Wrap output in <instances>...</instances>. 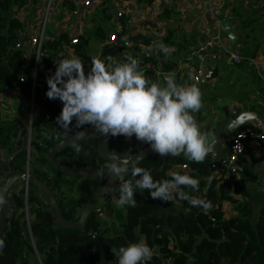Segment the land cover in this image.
Returning <instances> with one entry per match:
<instances>
[{"label": "trees", "instance_id": "obj_1", "mask_svg": "<svg viewBox=\"0 0 264 264\" xmlns=\"http://www.w3.org/2000/svg\"><path fill=\"white\" fill-rule=\"evenodd\" d=\"M152 1L146 0L147 3ZM23 4L20 0H0V61L9 66H0V96H4L7 91L12 93L20 90L23 100L30 103L37 55L23 47L24 22L12 15L14 8L19 9ZM173 13L172 8H166L163 16L168 18ZM109 18L108 16L107 19ZM95 33L102 36L103 40L109 39L102 29L96 30ZM125 35L124 31L118 36V41L121 43L127 40L133 41L134 48L126 51L123 47L114 48L108 45L104 49L102 61L112 67L107 59L109 56L116 63H122L125 62L126 56L131 55L137 59L138 71H141L145 77L152 75L153 71L158 69L160 62L155 57L142 54L140 49V44L148 45L150 40L143 35L132 39L126 38ZM89 40L83 38L77 45L72 46V40L66 34L60 38L45 39L37 68L35 89L36 103L40 107L38 126L58 117L63 108L59 99L52 101L46 96L47 78L54 75L56 64L63 59L62 54L67 48H73L75 57L81 59L87 74L92 59L88 47ZM191 40L192 38L189 40L186 35H181L173 26L169 27L162 44L174 47L177 50L175 54L190 53ZM45 52L48 56L44 55ZM145 66H150L152 70L145 69ZM176 83L183 86L185 81L176 79ZM93 145L90 143L83 147L81 158L84 166L101 167L105 162L89 153V148ZM178 165L187 166V169L174 173H187L200 181L198 192H193L191 188L185 186H182V190L189 195L211 201L213 208L209 212L205 213L201 208L193 207L188 201L180 200L178 197L164 202L153 200L149 190H144L143 193L138 191L135 194V207L127 205L125 213H120L119 217L122 221L118 220L120 223L118 232L112 234L107 229L103 230L114 214H110L107 219L95 216L88 223V232L96 233L98 241L104 246L106 263H103L101 252L85 251L80 256L78 244L82 243V240L79 232L55 225L52 214L45 212L38 199L34 198L33 202L37 201V206L34 207L36 219L31 223V228L29 227L34 237V244L28 229L25 230L28 237L22 236L24 228L20 220L12 222L11 230L7 235V239L13 245L16 264H39L34 258L37 255L42 264H118L112 249L118 250L120 247L139 243L141 239L155 253L147 264H164L167 258H172L173 264H264V208L257 217L258 233L256 234L251 228L253 206L246 189L239 181L235 180L233 186L230 183H219L210 173L208 161L196 163L184 157L174 158L167 166H164L161 159H149L139 167L148 169L154 181H164L168 172ZM209 176L213 177L211 187H208L206 179ZM260 183L264 187V177H261ZM236 196H242L243 200L237 199ZM224 202H230L235 206L237 217L230 219L225 217L222 211ZM20 205L24 207L23 203ZM173 206L179 209L182 221L173 216L170 218L168 228L159 227L164 219L154 213L161 208ZM171 241L174 242V251L177 252L171 251L169 247ZM32 259L34 263L31 262Z\"/></svg>", "mask_w": 264, "mask_h": 264}, {"label": "clouds", "instance_id": "obj_2", "mask_svg": "<svg viewBox=\"0 0 264 264\" xmlns=\"http://www.w3.org/2000/svg\"><path fill=\"white\" fill-rule=\"evenodd\" d=\"M159 47L164 53L170 51L164 44ZM107 59L113 65L111 68L101 59L92 57L86 74L79 57L65 58L56 64L54 75L47 78L46 96L52 101L59 99L63 104L56 125L66 135H72V147L80 150L79 142L88 135L87 125L104 137L124 136L130 140L135 136L162 158L183 154L190 161L204 162L212 145L193 115L202 108L200 89L194 85H178L174 74L165 75L166 86L150 84L138 71L137 59L131 55L122 63H116L111 56ZM142 156L117 153L107 166L108 173L121 180L131 168V179L119 186L116 198L119 207H135V194L149 190L153 200L168 202L178 197L205 213L213 208L211 201L182 190L185 186L198 192L199 180L187 173H173L170 180L154 181L148 169L136 166L135 161ZM206 179L211 187L213 177ZM6 204L7 200L0 193V207ZM3 246L0 240V247ZM112 252L118 264H147L155 254L143 239Z\"/></svg>", "mask_w": 264, "mask_h": 264}, {"label": "crops", "instance_id": "obj_3", "mask_svg": "<svg viewBox=\"0 0 264 264\" xmlns=\"http://www.w3.org/2000/svg\"><path fill=\"white\" fill-rule=\"evenodd\" d=\"M20 1L24 4L19 9L14 8L12 15L24 22L23 47L37 53L31 46L30 39L40 32L45 15L44 11L46 12V9L44 8L43 11L42 8L46 6L49 0L46 4V0ZM72 1L74 2L72 7L76 8V3L82 0ZM152 5L158 6L160 11L150 14L149 8ZM55 7L53 12L54 24L51 25L52 19L50 16L47 25V39L60 38L64 34L68 35L71 40L78 38L80 42L83 38L90 39L88 47L92 57L102 60L106 46L120 48L111 44V33L119 36L125 31V37L130 39L143 35L150 40V44H140L141 53L143 52L159 60L158 69L165 72L180 69L186 74V78L179 80L181 82L185 81V83L188 75L192 74L193 70L192 65L189 63L192 51L200 49L202 45L219 35L224 46L227 49L237 50L244 58V62L239 66H232L225 61L222 55L213 64L211 70L218 68L219 77L198 87L202 93V108L195 114L207 117L215 113V116H218L217 112L222 111L224 107H229L231 110L242 109L243 112L254 110L264 113V0H153L151 3H147L146 0H98V3L91 10L84 11L81 7L82 11L78 16L72 14L73 10L64 11L57 1ZM67 7L69 9L70 5H67ZM166 8H172L174 12L168 18L163 16ZM120 11L124 13V16L118 18L117 15ZM108 16L110 17L109 20L107 19ZM173 17H177V20ZM224 23L229 24V30ZM173 26L179 30L181 35H186L189 40L192 38L189 45L190 53L178 52L175 54L177 50L174 47H168L170 49L168 53L159 52V45L163 43L169 27ZM98 29H102L104 35L109 37L108 40L106 39L107 41L103 40L102 36L96 35L95 31ZM229 34H233V38H230ZM93 37H96V39ZM97 39L100 40L98 41L100 45L97 52H94L93 48ZM69 51V58H74L73 48H70ZM44 55L48 56V53L45 52ZM62 55L64 56V54ZM221 64L225 67L224 70ZM108 66L111 68L110 65ZM227 68L230 69V74L226 72ZM145 78L150 84L156 81L154 74ZM185 83L183 86H185ZM158 84L166 86L162 81H158ZM16 91L17 96L21 94L20 90ZM4 96H8V93ZM17 96L11 97V99L14 97L16 105L12 104L9 107L14 108L16 106V112H22L23 103L21 104L22 100L18 99ZM24 110L28 112L30 108L24 107ZM30 114L32 115V112ZM12 118V116L8 118L7 124L9 127L15 126ZM247 127H257L261 132H264V126L255 122L246 125L242 129ZM2 136L0 131V143L2 142ZM27 137L28 135L25 138L26 140ZM110 138L113 141L121 142L127 140L124 136ZM28 140L30 142L29 137ZM14 144L15 140L10 141V151L5 152L7 156L13 152ZM1 145L0 149L2 150ZM260 146L264 147L260 143H255L252 147L253 151L257 153L256 158L259 160L264 158V150ZM247 154L246 152L242 157L244 161L249 160ZM181 157L186 158L183 154L179 158ZM174 158L177 159L178 157H171L169 163ZM154 159H161L164 163L161 157ZM164 166L167 165L164 163ZM181 167V165L174 166L168 172L166 180H170V176L174 172L183 170ZM219 173L217 171L212 175L216 178ZM261 177H264V172L260 175L259 182ZM235 180L239 181L237 175L234 177ZM236 198L243 200L242 196H236ZM222 211L227 219L238 215L235 206L230 202L223 203ZM117 218L118 216L115 215L112 220H118ZM169 247L171 251H174L173 241H171ZM170 260V263L173 264V259L170 258Z\"/></svg>", "mask_w": 264, "mask_h": 264}, {"label": "flooded vegetation", "instance_id": "obj_4", "mask_svg": "<svg viewBox=\"0 0 264 264\" xmlns=\"http://www.w3.org/2000/svg\"><path fill=\"white\" fill-rule=\"evenodd\" d=\"M6 93L10 94L8 91ZM34 94L35 103L32 115L30 114L32 112L30 107L31 101L29 103L30 110H28V112L24 110V106L26 105L23 103L24 106L22 112H16L15 110L12 115V119L15 122L14 127L13 125L9 127L7 124L8 118L11 116L10 114L13 112L10 111L12 107H7V105L0 100V104L4 106L0 109V131L3 135L1 142L2 150L0 155V159L2 161L0 163V190L11 175L18 174V179H21L14 184L7 196L5 213L8 227L3 234V237L6 238L8 232L11 230L12 222L20 220L21 225L24 228V223H27L28 221L27 215L30 219L28 223L31 228V223L36 219L34 207L37 206V201L33 202L34 198L36 200L38 199V202L41 206H43L45 212L52 214V221L54 223V214L52 209L49 207L47 198L40 191L38 193L34 192L36 186L33 183V176H36L41 182L51 189L53 195L61 206L66 220L69 223H75L80 220L81 213L83 212L87 202L95 193H97L101 185L105 183V181H103L104 179L99 177L93 178L91 183L82 177L75 179L74 177H69L61 172L63 167H85L81 158L82 151L83 147L90 143L94 145L92 148H89V153L91 155H95L99 160H102L99 158L96 150L91 151V149H95L97 147V140H90L86 143H81L79 151L73 147L65 150L61 149L62 147H59V149L53 153L55 162H57L59 169L52 167L50 164L49 151L60 145L64 141L66 134L56 125V117L50 122L46 121L44 124L42 123L39 126L37 125L40 115V107L36 103V91ZM27 118L28 120H26ZM27 121L29 122L27 123ZM73 123L75 124V120ZM86 127L90 126L86 125L85 128ZM27 135L30 142L28 137L27 140L25 139ZM12 140H15L13 152L7 156L5 152L8 153L10 151L9 144ZM107 140L112 147L114 142L113 139L107 137ZM104 162L105 164L98 168L107 169V166L112 163L109 161ZM143 163H139L137 167ZM22 173L24 174L23 177ZM130 178L131 168L129 169V173L123 176L122 180L115 177L114 183L113 185L111 184V189L109 190L111 195H103L96 199L93 213L89 217L86 224L85 231L87 234L97 235L93 231L88 232L87 230L88 223L93 217L96 216L102 219H107L110 214L118 216V213H120L123 209L126 211L127 205L119 207L116 204V198H118L120 184ZM61 192L65 194L60 195ZM20 203H23L24 207H22ZM77 208L80 209V216L78 219L76 218L78 214ZM113 228H116L115 232L113 231ZM106 229L112 234L116 233L120 229V223L118 220H111L108 222L107 226L103 227V230ZM76 231L79 232L81 237L82 232L80 230ZM22 236L25 237L26 232L23 231ZM97 243H99L98 238L92 243V246H95Z\"/></svg>", "mask_w": 264, "mask_h": 264}, {"label": "water", "instance_id": "obj_5", "mask_svg": "<svg viewBox=\"0 0 264 264\" xmlns=\"http://www.w3.org/2000/svg\"><path fill=\"white\" fill-rule=\"evenodd\" d=\"M224 25L229 30V24L224 23ZM229 36L230 38H233V34H229ZM0 66L9 67L7 63L1 61ZM191 76L192 74L188 75L185 86H191ZM218 77L219 69L215 68L214 70H210L208 72L206 79L208 81H212L214 79H217ZM3 107L4 106L0 104V109H2ZM217 113L218 116H215V113H213L207 117L197 116L195 113H193L194 118L196 119L201 131L207 134L208 141L212 145V151L205 159V161L209 162L211 174H214L217 171H224L223 164L227 158L230 141L238 131L252 122L264 126V113L262 112L254 110L243 112L242 109L231 110L229 107H224L222 111H218ZM86 128H88V135L79 143L81 144L86 143L90 140H97V147L95 149H91V151L96 150L99 158L104 161L112 162V156L117 153H128L133 155L143 154L141 159L135 161L137 166L139 163H143L147 159L160 157L159 154H156L151 150L148 144L138 141L135 136H133L130 140L127 139L126 141L122 142L114 141L113 146L111 147L107 140V137L99 135L94 130H92L91 127ZM72 140V135L67 134L64 138V141L60 145L52 148V150L49 151L50 164L52 165V167L59 169L57 162H55L53 153L58 150L59 147H62L61 149L64 150L67 148H72ZM254 145L255 143H251L250 147H248L247 149V156L249 160L244 161L243 158H241L237 163V169L234 171V174L239 177V182L246 189L249 199L252 203L253 211L251 217V228L257 234V217L264 208V189L259 182L260 175L264 172V158L261 160L256 158L257 153L252 149ZM171 157L172 156L169 155L167 157L161 158L164 160L165 165H168ZM175 157L179 158L180 155ZM61 172L64 175L74 177L75 179L82 177L91 183L93 181V178L96 177L102 178L104 179L103 181H105V183H103L98 189L97 193H95L87 202L83 212L81 213L80 220L76 221L75 223H69L66 220L61 206L53 195L51 189L43 182H41L36 176H33V183L36 186L34 192L38 193L40 191L47 198L49 207L52 209L54 214L55 225L64 229L80 230L82 232V243L78 245L80 249V256L85 251H89L91 253L101 252L103 255V263H106V253L104 251L103 244L99 242L95 246H92V243L97 239V235L87 234L85 228L89 217L93 213L96 199L103 195H111L109 190L111 189V184L113 185L114 183L115 177L110 175L107 169L91 166L80 168L63 167L61 169ZM101 172H103V175L100 174ZM23 176L24 174L22 173V177ZM18 178V174L11 175L0 190V193L4 195L6 200L8 193L13 188L14 184L17 181L21 180ZM5 206L0 207V240L4 242V246L0 247V264H16V259L13 256V245L6 237H3V234L8 227ZM79 212L80 209L77 208V219L80 216ZM154 215H160L163 217L164 222L159 226L161 228H168L170 218L173 216L182 221L181 213L176 206L170 208H161L160 210L156 211Z\"/></svg>", "mask_w": 264, "mask_h": 264}, {"label": "built area", "instance_id": "obj_6", "mask_svg": "<svg viewBox=\"0 0 264 264\" xmlns=\"http://www.w3.org/2000/svg\"><path fill=\"white\" fill-rule=\"evenodd\" d=\"M46 8V12L43 18L42 27L40 32H38L35 36L30 39L31 46L36 50V62H35V75L33 79V95L31 98V111L33 113L34 103H35V89L37 87V68L40 62V57L42 55L43 45L46 39V27L49 24L50 16L54 12L56 8V0H49ZM98 0H82L76 3V8L72 11V14L78 16L80 14L81 7L84 11L91 10L96 4ZM158 6L152 5L149 9V13H157L160 11ZM118 18L124 16V13L120 11L118 13ZM110 42L117 47H123L126 51H131L135 43L133 41L127 40L124 43L118 41V36L113 35L110 38ZM79 43V39H72L71 45H77ZM143 53V52H142ZM145 54V53H143ZM224 56L225 61L232 66H239L243 64L244 58L238 53L235 49H227L221 37L218 35L216 38L211 39V41L202 45V47L196 51L192 52V55L189 59V63L192 65V76H191V85L193 86H203L207 84L209 81L206 79L208 72L211 70L213 64ZM144 68V66L142 67ZM145 69L152 70L150 66H145ZM154 76L156 77L155 83L158 84V81H162L165 83V75L166 74H174L175 80L180 79L184 80L186 78V74L182 72L180 69L174 70L172 72H165L161 69H156L153 71ZM251 143H260L264 145V132H261L257 127H247L245 129H241L238 131L233 139L230 141V145L228 147L227 158L224 161V171L220 172L216 177V180L219 183H230L232 186L234 184V171L237 168V163L247 152L248 147H250ZM263 150L264 147L260 146ZM183 170L187 169V166L181 167ZM28 222L30 221L29 216L27 215ZM30 236L32 242L34 244V237L32 231L30 230ZM172 259V258H171ZM170 258L166 259L164 264H171Z\"/></svg>", "mask_w": 264, "mask_h": 264}, {"label": "rangeland", "instance_id": "obj_7", "mask_svg": "<svg viewBox=\"0 0 264 264\" xmlns=\"http://www.w3.org/2000/svg\"><path fill=\"white\" fill-rule=\"evenodd\" d=\"M59 4H60V6L62 7V9H64V11H66V10H74L75 9V7H72V5H74V2L72 1V0H56ZM46 2H47V0L45 1V4H46ZM47 4H49V3H47ZM47 4H46V6H44L43 8H42V10L44 11V8L46 9V7H47ZM67 5H70V8L68 9V7H67ZM44 13H45V11H44ZM53 13H52V15H51V19H52V23H51V25H53L54 24V17H53ZM42 18V17H41ZM174 19H176L177 20V17H173ZM92 19V18H91ZM39 23V22H38ZM172 25H173V23H172ZM48 27V26H47ZM47 27H46V32H47ZM89 33V32H88ZM114 34L113 33H111V35H110V38L113 36ZM94 39H96V37H93ZM98 41H100V40H98L97 39V42L95 43V45H94V48H93V50H94V52H97V50H98V47H99V45H100V43L98 42ZM70 48H67V49H65V51H64V56L62 55V57H63V59H65V58H69L70 57ZM162 52V51H161ZM222 65V64H221ZM223 66V65H222ZM224 66L222 67V69L224 70ZM226 72L228 73V74H230L231 72H230V69H226ZM228 91H229V89H227ZM9 96V97H8ZM8 96H0V100L1 101H3L6 105H7V107H9L10 105H12V104H15L14 103V97L15 96H17V94H16V92H12V93H10V94H8ZM12 96H14L12 99H11V97ZM18 97V99H21L22 100V102H21V104L22 103H25V105L26 106H24V107H27V108H29V103H27V102H25L24 100H23V98H22V96L21 95H18L17 96ZM16 102V101H15ZM27 103V104H26ZM20 104V105H21ZM16 105V104H15ZM15 109H17V107L16 106H14V108H11L10 109V111L12 112L10 115L12 116L13 114H14V111H15ZM13 117V116H12ZM26 120H28V118L26 119ZM0 155H1V149H0ZM65 193H63V192H61V194L60 195H64ZM24 211V210H23ZM120 213H125V209H123ZM120 213H118V217L120 216ZM118 220H121L122 221V219H121V217H119V219ZM29 227H30V224L28 223V221H27V223H26V225L24 226V232H25V230L26 229H28V233H30V230H29ZM114 230V232L116 231V228H113ZM120 230V229H119ZM26 236L28 237V235H27V231H26ZM30 237V236H29ZM30 239V238H29ZM35 259H36V261H38L39 262V264H42L41 263V260H40V257L37 255L36 257H34ZM31 262L32 263H34V259H32L31 260Z\"/></svg>", "mask_w": 264, "mask_h": 264}]
</instances>
